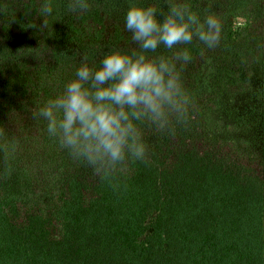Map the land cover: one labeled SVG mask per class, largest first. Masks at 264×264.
<instances>
[{"label": "trees", "instance_id": "16d2710c", "mask_svg": "<svg viewBox=\"0 0 264 264\" xmlns=\"http://www.w3.org/2000/svg\"><path fill=\"white\" fill-rule=\"evenodd\" d=\"M15 6L0 14V39L29 45L40 0ZM234 20L249 55L264 52V15L242 11ZM65 27L97 60L136 47L123 18L108 16L96 0L71 12ZM54 41L30 80L0 81V264H264V161L203 126L216 96L237 90L229 53L219 44L188 45L193 55L179 69L182 84L209 62L213 90L190 101L145 159L101 173L33 115L82 60L75 46Z\"/></svg>", "mask_w": 264, "mask_h": 264}, {"label": "clouds", "instance_id": "9594fccd", "mask_svg": "<svg viewBox=\"0 0 264 264\" xmlns=\"http://www.w3.org/2000/svg\"><path fill=\"white\" fill-rule=\"evenodd\" d=\"M88 7L89 0L66 2L70 12ZM56 11L54 0H40L42 27ZM123 28L131 33L135 48L108 51L98 63L85 55L62 91L33 113L46 122L48 135L62 148L101 173L126 160L145 159L142 125L164 130L183 116L190 97L179 69L192 59L188 45L197 40L206 48L216 47L221 22L214 13L194 9L191 0H132ZM161 47L174 51L151 55Z\"/></svg>", "mask_w": 264, "mask_h": 264}, {"label": "rangeland", "instance_id": "374dc122", "mask_svg": "<svg viewBox=\"0 0 264 264\" xmlns=\"http://www.w3.org/2000/svg\"><path fill=\"white\" fill-rule=\"evenodd\" d=\"M110 17L123 18L124 11L132 0H96ZM67 0H54L56 15L47 17V27L40 26L31 33L29 45L0 39V81L3 78L19 83L30 80L33 68L42 51L50 42L75 46L79 56L89 57L90 62H99L72 34L66 31L65 22L70 11L66 10ZM141 2V0H135ZM155 2V0H143ZM16 0H0V14L3 10L14 11ZM191 6L198 10L216 14L221 22L219 47L231 56L237 77V90L222 91L214 99L213 108L205 115L203 126L213 138L232 139L243 152L253 153L264 161V52L249 55L246 43L236 37L240 24L234 20L238 12L244 11L252 17H263L264 0H191ZM166 7V5H165ZM1 16V15H0ZM2 19H0V23ZM2 34V33H0ZM117 50V49H112ZM173 49L161 47L151 55H169ZM96 60V61H95ZM210 74L216 77L210 63H202L192 82L183 85L190 101L205 92H211ZM173 121L164 130L142 125L141 131L152 150L154 141L168 130L173 129Z\"/></svg>", "mask_w": 264, "mask_h": 264}]
</instances>
